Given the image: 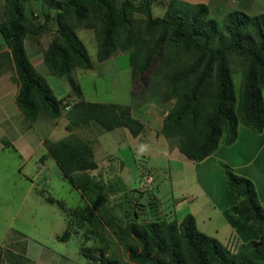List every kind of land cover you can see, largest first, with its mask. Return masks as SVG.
Wrapping results in <instances>:
<instances>
[{
  "label": "trees",
  "instance_id": "16d2710c",
  "mask_svg": "<svg viewBox=\"0 0 264 264\" xmlns=\"http://www.w3.org/2000/svg\"><path fill=\"white\" fill-rule=\"evenodd\" d=\"M3 1L0 38L6 50L0 54V71L13 69V80L19 84L15 102L29 123L40 115L58 119L65 99L54 97L47 80L30 62L27 36L50 34L43 64L50 75L65 78L71 89L79 92L71 78L72 69L93 67L76 34L77 29H86L94 33L97 61L103 62L118 51L128 52L133 84L145 80L161 56L155 71L163 84L161 99L175 101L160 133L175 141L190 161L205 160L220 144H234L239 125L257 133L264 129V13L229 12L223 20L221 42L213 46L219 29L205 4L170 0L164 15L154 17L151 8L158 0L138 5L132 0L51 1L53 15L42 9L43 21L37 24L26 14L29 0ZM135 14L144 18L135 19ZM235 75L240 77L238 88ZM66 107L69 135L55 142L45 140L48 153L90 202L84 211L74 212L87 213L95 232L99 233L100 226L108 227L127 256L121 260L107 255L108 246L100 238L102 246L82 250L87 259L100 264H264V209L249 179L225 172L235 197L234 205L226 211L228 222L235 230L249 227L256 233L234 251L199 231L190 214L180 222L140 219L141 207L134 210L137 202L125 187L89 175L98 169L93 147L72 132L95 122L107 131L126 128L135 138L143 132V124L131 116L127 106L79 100ZM119 193L122 199L113 206L122 218L113 215L112 205L107 206L110 197Z\"/></svg>",
  "mask_w": 264,
  "mask_h": 264
},
{
  "label": "crops",
  "instance_id": "0c3cea01",
  "mask_svg": "<svg viewBox=\"0 0 264 264\" xmlns=\"http://www.w3.org/2000/svg\"><path fill=\"white\" fill-rule=\"evenodd\" d=\"M182 1L192 4H204L202 3L203 1L199 0ZM227 2L235 4L237 3V5H239L238 0L235 2L232 0H227ZM3 3L4 1L0 0V4L3 5ZM167 3H169V0H167ZM244 4L245 6L239 5L234 10L245 12L244 9L246 5L250 6V4L254 9L255 3L253 1L250 3L245 2ZM257 9L258 8H255V10ZM234 10H230L229 12ZM45 49L40 50V55L38 58H36V61H33L31 57L29 58L34 67H36L39 62H43L42 55ZM34 55H37V53L34 52ZM83 70L84 69L78 70L75 73L76 77L83 72H87ZM47 74H49L48 71ZM126 74L128 76V86L125 100L122 102H105L104 104L129 107L131 110V116L143 124L144 130L139 136L135 138L132 137L129 131L125 128H117L113 131L123 132L124 137L131 136L133 140H136L140 148L143 150L145 148H153L157 146V144H153V142H156V140L161 138H165L160 132L163 125V120L173 107L174 102H172V99L167 102H151L152 100L147 97L146 94L142 95L139 93V91L133 88L130 64H128V68L125 69L124 76ZM14 76V71L13 75H10L6 72L0 74V154L3 152L7 154V156H4V158L8 161V166L10 165V167H12L13 165L14 168L11 169L13 171L10 170L9 172L3 170V172L6 174H11L13 176L12 179L19 185L21 183V179L25 180V184L23 185L25 186L27 184V186L22 198H20L22 202L29 197H31L33 201L41 197L45 202L51 204V201H57V199L53 197L54 190L52 189V185H50V176L46 175L45 177L47 171H53V169L57 168V172H54H56L59 180L64 179L71 184L69 178L63 174L55 160L49 155L45 145V140L51 141L49 136L52 131L60 129L61 134L62 132H68L66 130L68 123L65 117L66 113H63V107L61 106L62 116L58 119L45 117L46 120L44 119L42 121V117H38L34 123H29L15 102V98L19 90V84L13 80ZM41 76L47 80L45 74H41ZM71 78L74 81L72 75ZM47 82L50 84L48 80ZM74 84L79 89V95L76 96L72 92L73 95H75L73 97L70 96L71 90L66 92L68 90L66 86V95H58L57 97L55 95V91H53L54 89H52L51 84L49 86L56 99H65L63 102L64 105H66L67 100L72 99L73 101L69 103V106H72L79 100L96 102L93 100V98L86 99L83 96L82 88L79 82L77 83V81H74ZM18 127L26 128L27 135H22L20 130H17ZM84 128L92 129L91 124ZM72 133H74V131ZM26 136L28 139L24 138ZM164 140L166 141V147L162 150L158 149L156 151L157 157L150 156L149 159H151L154 163L156 162L155 164L153 163L154 165L152 167V171H154V173H156V170L164 169L167 171V181L170 184L171 189L169 192L161 194L159 192L160 182H157V185H155L156 194H153V192L149 193L147 201H144L143 199L139 200L137 198V195L139 194L137 190L139 189V180L141 177L140 174L138 177L137 188H135V190L131 189L132 191H130L127 187V191L131 197L134 198L137 202V205H140L141 207V209L138 211V217H140V219H151V217H158L180 222L184 216L190 214L195 219V223L199 231L208 236L216 238L226 246L230 243H234V245L238 247L244 241L254 238L256 235L254 229L244 227L245 229L242 228L241 230H235L227 220L226 211H228L234 205L235 197L231 189H229L227 186L225 172L226 170H230L239 176L249 179L253 183L258 200L264 209V129L261 133H257L250 128L239 125L237 139L234 144L230 146L220 144L218 149L211 156L201 162L190 161L179 152L175 144L172 143V140L166 138ZM30 142H33V144ZM128 148L132 149L133 146L129 145ZM35 155L36 157H34ZM161 159L167 162V166L157 169L159 161L162 162ZM31 160L35 163L36 168L32 169L31 167L27 174L25 172L26 167ZM95 160L97 161L99 167L100 161L97 160L96 156ZM113 161L114 164H117L118 166L123 163L122 159L120 158H115ZM48 163L51 165L48 166ZM185 166H188V171L185 169ZM183 171H186L187 173L180 175L177 174ZM15 172H17V174ZM42 173H44V175ZM38 174L41 175L39 176ZM89 175L92 177L95 176L93 173H89ZM181 187H184V189L181 190ZM19 188H17V193H13L20 194L21 196ZM72 189L77 191V199L73 204H69V206L65 204V202H62L63 206L65 204V211H68L67 213L63 211L65 212V219L69 228H75L72 231V236L76 240L81 238L84 239L85 243H91V246L89 247H82L83 243L79 242L81 246H78L76 242H73L75 244V250L78 248L79 250L77 252L80 254L82 253L83 249L94 248L93 246H95V242L100 244L101 240L99 233L95 232V230L89 232L90 234H87L83 230H78L79 228L82 229V227H85V224H91L87 218V213L80 215L76 214L74 211H84L86 207H90L91 205L89 200L84 194L81 193L80 190L75 189L73 186ZM166 201L169 202L165 203ZM140 202H143V205H141ZM16 205L18 206V209H20L22 204L18 203ZM16 213H18V211L15 212V214ZM14 215L12 217V219L14 218L12 221H15ZM96 218L97 220L95 226L98 227V222H100V220L98 216ZM9 229L10 227H8L7 230H0V239H2L0 241V255L2 257V264H35V256L37 254L35 253V243L29 244L23 239H19L17 237L10 239L11 236ZM64 237L68 241L72 240L70 235H65ZM96 247L99 248L100 245ZM87 261L88 264L91 263L89 259H87Z\"/></svg>",
  "mask_w": 264,
  "mask_h": 264
},
{
  "label": "rangeland",
  "instance_id": "374dc122",
  "mask_svg": "<svg viewBox=\"0 0 264 264\" xmlns=\"http://www.w3.org/2000/svg\"><path fill=\"white\" fill-rule=\"evenodd\" d=\"M51 1H65V0H48L45 2L44 0H29L26 5V14L29 18L33 19V21L37 24L42 23L43 21V13L42 9L49 12L50 15H53V9H51ZM135 5L142 3L144 0H132ZM170 1V0H169ZM203 1L206 6L209 8V17L213 19L219 29V34L217 38L212 42L213 46H218L221 42L220 37L222 36V25L225 15L228 14L230 10L236 9L239 5L245 6V2L250 3L253 1L255 3L254 9L252 5H246L244 11L249 16H255L257 14H262L264 12V0H238L237 3L227 2V0H199ZM235 2L236 0H232ZM244 4V5H243ZM167 0H158L157 3L152 5L151 11L154 17H162L167 9ZM255 8H258L255 10ZM3 10V5L0 4V16ZM135 19L144 18L141 14H135ZM51 25V24H50ZM53 27V25H51ZM86 29H77L76 34L79 39L83 42L90 58L93 63L92 70H83L87 72H83L79 74L77 77L75 73L81 68H74L71 72V75L74 81L79 82L82 88V94L86 99L93 98L96 102L94 103H102L105 102H122L125 100V96L127 95V86H128V76L127 74L124 76L125 69L128 68V57L127 53H123L121 51L116 52L111 57L106 59L103 62H99L96 60V52H97V44L95 42L94 33L92 30ZM50 34H40V35H32L29 34L26 38V51L33 61H36V58L40 55V50H43L47 47V44L50 40ZM5 46L2 43L0 38V54L5 51ZM34 52L37 55H34ZM34 56V57H33ZM160 56V55H159ZM158 56V57H159ZM161 57V56H160ZM160 57L154 61L151 70L147 76H145V80H138L135 84H133V88L139 91L140 94H146L152 101L155 103L162 102V82L156 77L155 71L159 65ZM35 70L40 74H45V77L50 82L53 91H55L56 97L66 95V92L71 90L70 96L79 95L78 90H72L70 84H68L65 78H58L56 76H52L47 74V70L43 64V62H39L37 64ZM125 68V69H124ZM124 69V72H123ZM3 72H6L10 75H13V69L6 67ZM2 72V73H3ZM1 74V71H0ZM40 74V75H41ZM129 75V71H128ZM240 81V77L234 76V83L236 88H238V84ZM133 83V82H132ZM49 84V85H50ZM64 85V86H63ZM65 86L68 90L65 92ZM60 92V93H59ZM75 95H73V93ZM59 93V94H58ZM72 99V98H71ZM72 100H67L66 104L69 105ZM175 100L172 99V102ZM64 104L63 113H66ZM42 117V121L46 116L40 115ZM52 119V118H51ZM65 121V120H64ZM91 128H78L74 130V133L84 139L86 142L88 141L94 150V155L96 156L99 162V167L97 170L91 172L95 176L99 182L102 181L105 184H117L122 187H125L126 190H135L138 186V177L141 174L139 180V189L137 198L139 200L143 199L144 201L148 200L149 193L153 192L156 194L157 182L159 184V192L161 194H165L170 191L171 186L168 183L167 179V171L166 170H156V173L152 171L154 163L150 156L157 157L156 151L162 150L166 147L165 138H161L153 142V144H157V146L153 148H145L144 150L140 148L139 144L136 140H133L131 136L124 137L123 132L121 131H107L103 129L100 125L95 122H91ZM89 124V125H90ZM88 125V126H89ZM87 127V126H86ZM20 128V127H18ZM20 133L22 135H27L26 128L21 127ZM126 129V128H125ZM127 131V130H125ZM63 134V135H62ZM60 132V129H56L51 132L50 140L56 141L61 138H66L69 134ZM129 135V134H128ZM130 137V138H129ZM24 138H27L24 137ZM28 139V138H27ZM131 139V140H130ZM99 140V141H98ZM33 144V142H30ZM175 144V141H172ZM114 144V145H113ZM138 144V145H137ZM133 146L132 149H129L128 146ZM143 148V147H142ZM41 151V150H40ZM115 154V155H114ZM13 155V154H12ZM7 156L4 152L0 154V230H7L8 227L10 233V239L17 237L19 239H23L27 243H35V264H88L86 257L82 253H78L75 250L76 242L78 246H81L80 243H83V246H91V243L84 242V239H75L73 235V230L75 228L68 226L67 221L65 219L64 206L67 204H73L77 199V191L72 189V186L67 180L60 179L57 176V168L53 169V171L48 170L46 175L50 176V185H52V189L54 190L53 197L57 199L59 203H51L45 202L41 197L32 200L31 197L22 200L23 193L26 189L27 184H25V180L21 179L20 185L16 183L12 178L11 174H6L3 170L9 171L13 168L8 166V161L4 158ZM36 157V155L34 156ZM120 158L122 159L121 165L114 164L113 159ZM162 162L159 161L158 168L167 166V162L161 159ZM164 161V162H163ZM154 163V164H153ZM51 165L48 163V166ZM35 169V163L31 160L30 163L26 167V173L28 174L29 169ZM119 167V168H118ZM188 166H185L187 170ZM13 171V170H11ZM56 171V172H54ZM188 171V170H187ZM17 174V172H15ZM187 173L186 171L177 173L183 174ZM44 175V173H42ZM108 174V176H107ZM39 176L41 174H38ZM150 175L153 178V186L145 191H141L140 183L143 180V176ZM15 176V175H14ZM157 176V177H156ZM156 177V178H155ZM121 179V180H120ZM20 187V188H19ZM128 187V189H127ZM17 188H19L21 192L17 193ZM132 189V190H131ZM184 187H181V190ZM10 190V191H9ZM135 192V191H134ZM10 194V195H7ZM43 196V195H42ZM146 198V199H144ZM122 199V194H116L115 196H111L109 199V203L107 206H113L115 202H120ZM165 201V199H164ZM62 202L64 206L62 205ZM169 201H166L167 203ZM21 203V208L18 209L16 204ZM143 203V202H142ZM141 202L140 204L143 205ZM114 207V206H113ZM134 204V210L137 208ZM139 208V207H138ZM15 214V212H17ZM65 211V210H64ZM114 216L122 218L120 216V211L117 207H114L111 211ZM67 213V211H66ZM15 214V215H14ZM15 217V221H12V217ZM74 220V219H72ZM77 222V221H73ZM85 224V227L79 228L78 230L84 231L87 234H90L93 229L91 225ZM100 238L103 239V243L108 246L107 255H116L121 260H126L127 256L122 250L120 246H118L115 242V238L108 227L100 226L98 229ZM65 235H70L71 241L66 240ZM24 237V238H23ZM92 237V236H91ZM2 238V237H1ZM93 238V237H92ZM2 239H0L1 241ZM79 240V241H78ZM97 241V240H96ZM80 242V243H79ZM102 242V241H101ZM97 242H95V246L93 249L102 246ZM97 244V245H96ZM227 247L234 251L238 247L234 245V243H230ZM90 249V248H89ZM76 251V252H75ZM90 264H100L97 261H92Z\"/></svg>",
  "mask_w": 264,
  "mask_h": 264
},
{
  "label": "built area",
  "instance_id": "2783aa9c",
  "mask_svg": "<svg viewBox=\"0 0 264 264\" xmlns=\"http://www.w3.org/2000/svg\"><path fill=\"white\" fill-rule=\"evenodd\" d=\"M65 109L68 110L69 108L65 106ZM140 186L141 191L150 189L153 186V178L150 175L143 176Z\"/></svg>",
  "mask_w": 264,
  "mask_h": 264
},
{
  "label": "clouds",
  "instance_id": "9594fccd",
  "mask_svg": "<svg viewBox=\"0 0 264 264\" xmlns=\"http://www.w3.org/2000/svg\"><path fill=\"white\" fill-rule=\"evenodd\" d=\"M69 108V107H68Z\"/></svg>",
  "mask_w": 264,
  "mask_h": 264
}]
</instances>
